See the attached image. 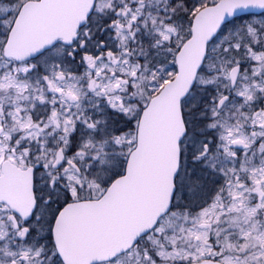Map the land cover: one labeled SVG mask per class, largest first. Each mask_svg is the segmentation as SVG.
Instances as JSON below:
<instances>
[{
    "label": "snow or ice",
    "instance_id": "obj_1",
    "mask_svg": "<svg viewBox=\"0 0 264 264\" xmlns=\"http://www.w3.org/2000/svg\"><path fill=\"white\" fill-rule=\"evenodd\" d=\"M0 264H264V0H0Z\"/></svg>",
    "mask_w": 264,
    "mask_h": 264
}]
</instances>
